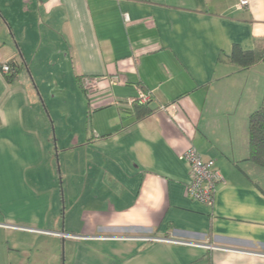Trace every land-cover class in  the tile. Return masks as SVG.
<instances>
[{
    "label": "crops",
    "instance_id": "1",
    "mask_svg": "<svg viewBox=\"0 0 264 264\" xmlns=\"http://www.w3.org/2000/svg\"><path fill=\"white\" fill-rule=\"evenodd\" d=\"M238 2L0 0V229L61 240L62 264H264V169L247 160L264 63L228 61L264 42V0ZM46 85L68 100L57 119ZM191 147L224 178L211 208L187 196Z\"/></svg>",
    "mask_w": 264,
    "mask_h": 264
},
{
    "label": "rangeland",
    "instance_id": "2",
    "mask_svg": "<svg viewBox=\"0 0 264 264\" xmlns=\"http://www.w3.org/2000/svg\"><path fill=\"white\" fill-rule=\"evenodd\" d=\"M45 95L43 96V101L45 107L41 105V108L47 113L52 112L54 118L59 117L56 113L62 111V107L65 100L61 96H53L52 92L49 90V85L44 86ZM75 96L74 93L71 94L72 107L77 108L79 106V97ZM68 104V103H67ZM47 113V114H48ZM50 119L51 113L47 115ZM53 118H51L52 120ZM53 121V120H52ZM59 135L61 133L60 130ZM62 135V134H61ZM53 137L57 140V132L54 129ZM61 172V165L58 163ZM62 180H60V183ZM76 184V178L72 179V185ZM64 258V247L61 240H45L43 243L36 241L31 236L13 233L12 235L7 233L5 228L0 229V264H62Z\"/></svg>",
    "mask_w": 264,
    "mask_h": 264
},
{
    "label": "built area",
    "instance_id": "3",
    "mask_svg": "<svg viewBox=\"0 0 264 264\" xmlns=\"http://www.w3.org/2000/svg\"><path fill=\"white\" fill-rule=\"evenodd\" d=\"M250 6L251 0H239L236 7L238 10H244L249 9ZM11 70L12 68L9 64H3L1 66V72L4 75L10 74ZM120 81L121 80L117 77L114 79V82L121 83ZM96 84V79L87 78L84 81V87L86 89L94 88ZM151 99V94L139 90L137 98L130 100L128 104L147 105L151 102ZM177 109L176 104H168L160 107L161 111L170 115L176 114ZM180 160L184 161L190 167L192 173V180L187 185L186 189L187 196L193 201L199 202L207 207H213L217 186L224 182V178L221 171L217 168L215 161L204 159L202 155L192 147L180 155Z\"/></svg>",
    "mask_w": 264,
    "mask_h": 264
},
{
    "label": "trees",
    "instance_id": "4",
    "mask_svg": "<svg viewBox=\"0 0 264 264\" xmlns=\"http://www.w3.org/2000/svg\"><path fill=\"white\" fill-rule=\"evenodd\" d=\"M228 61L243 70L258 63H264V42L258 43L252 51H244L239 46H235L228 57ZM13 72L12 68L10 74L6 75L11 83L17 77V73ZM84 92L88 95L86 90ZM141 106L145 105L135 104L134 108ZM247 160L264 169V96L261 107L249 117V156Z\"/></svg>",
    "mask_w": 264,
    "mask_h": 264
}]
</instances>
